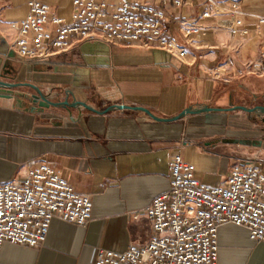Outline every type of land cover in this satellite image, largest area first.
Returning a JSON list of instances; mask_svg holds the SVG:
<instances>
[{
    "label": "crops",
    "instance_id": "1",
    "mask_svg": "<svg viewBox=\"0 0 264 264\" xmlns=\"http://www.w3.org/2000/svg\"><path fill=\"white\" fill-rule=\"evenodd\" d=\"M30 1L0 0V78L21 85L18 90L35 93L37 87L59 104L40 113L18 110L12 98L0 97V184L21 179L45 162L77 192L90 195L93 207L85 226L53 218L40 246L4 242L0 264H95L97 249L123 252L130 245L144 246L153 230L143 210L169 189L177 154L209 186L223 183L249 157H258L264 171L261 110H212L162 121L117 106H140L170 119L186 109L229 108L237 100L264 107V0H217L218 19L236 7L239 30L246 31L238 35L202 17L204 0L169 8L168 34L188 49L185 58L158 63L155 46L107 42L108 63L91 66L76 83L47 60L9 57ZM39 1L50 6L51 15L69 20L74 12L73 0ZM183 21L198 22L202 30L185 38ZM66 101L108 110L95 113ZM218 264H264V241L251 239L244 226L222 225Z\"/></svg>",
    "mask_w": 264,
    "mask_h": 264
},
{
    "label": "built area",
    "instance_id": "2",
    "mask_svg": "<svg viewBox=\"0 0 264 264\" xmlns=\"http://www.w3.org/2000/svg\"><path fill=\"white\" fill-rule=\"evenodd\" d=\"M194 0H73L69 20L51 15L39 0L28 3L12 45L20 61H45L82 42L137 43L155 46L183 59L188 49L168 34L167 9L191 5ZM217 0H204L202 17L233 34L242 21L236 7L227 17ZM262 19L260 22H263ZM202 30L198 22L183 21L187 38ZM264 67V44L260 47ZM256 68V64H254ZM258 157L237 163L220 185L209 186L182 155L170 165L169 189L143 210L153 234L144 246L123 252L97 249L95 264H218L219 229L232 223L247 228L255 241H264V171ZM90 195L77 192L56 169L43 162L30 167L21 179L0 184V251L4 242L37 247L48 235L53 218L85 226L91 218Z\"/></svg>",
    "mask_w": 264,
    "mask_h": 264
},
{
    "label": "water",
    "instance_id": "3",
    "mask_svg": "<svg viewBox=\"0 0 264 264\" xmlns=\"http://www.w3.org/2000/svg\"><path fill=\"white\" fill-rule=\"evenodd\" d=\"M153 53L155 56L156 62L169 61L174 63L177 61V58L171 53L167 52L161 48H153ZM111 55V47L110 45L101 40H97L94 42H84L80 44L75 49L66 52L62 55L52 56L47 59V61L54 64V70L57 73H67L73 76V82L76 83L77 80L83 76L89 75L90 67L93 65H106L109 61V57ZM15 51L9 53V57H15ZM2 63V57H0V66ZM21 85L10 83L0 78V97L3 98H12L14 101V107L18 110L32 111V112H40L43 113L46 109H50L51 107H56L59 103L53 102L49 99L44 92H42L37 87H33L36 91L35 93H31L28 91L18 90L17 87ZM246 101L237 100L236 105H233L229 108H217V107H204L200 110L186 109L182 111L176 117L170 118H158L155 117L151 111L147 108L140 106H129V105H117L120 108H133L143 110L149 115L153 116L156 119L162 121H171L177 120L183 117L186 114L203 112V111H212V110H234V109H242L247 111H255L261 110L264 112V107L255 106L249 107ZM65 105H69L70 107L81 106L95 113H105L107 110H98L90 105L76 101L70 103L68 101L65 102ZM244 142L251 143L252 141L245 140Z\"/></svg>",
    "mask_w": 264,
    "mask_h": 264
}]
</instances>
